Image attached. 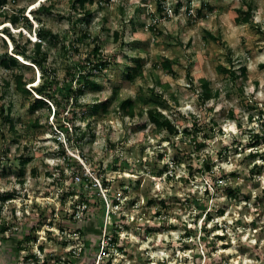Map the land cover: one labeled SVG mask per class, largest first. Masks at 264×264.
<instances>
[{"label": "rangeland", "instance_id": "1", "mask_svg": "<svg viewBox=\"0 0 264 264\" xmlns=\"http://www.w3.org/2000/svg\"><path fill=\"white\" fill-rule=\"evenodd\" d=\"M76 1L0 0V59L4 27L29 55L42 28L48 82L77 95L30 112L39 65L0 64V264H264V0Z\"/></svg>", "mask_w": 264, "mask_h": 264}, {"label": "trees", "instance_id": "2", "mask_svg": "<svg viewBox=\"0 0 264 264\" xmlns=\"http://www.w3.org/2000/svg\"><path fill=\"white\" fill-rule=\"evenodd\" d=\"M86 1H88V0H77L76 3H78L79 8L84 10ZM74 4H75V2L72 3V7H75ZM179 5H178V7H179ZM51 8H52V4L51 3L49 5L41 4V5L38 6L36 11H38L39 13L40 12L49 13L51 11ZM197 14H200V10L197 11ZM21 17H22V19H25V21H26V25L25 26L30 27L31 26L30 21L27 19L26 16H23V11H21ZM9 20H10V23L12 25L16 26L19 23L20 18H17L15 16H11L9 18ZM4 31H5V33H3V34H5L7 37H9L14 42L15 45H14V53L12 55H8V54L4 55L0 59V64L3 67H5V68H10L12 66H15V65L19 64V62L17 60V56L18 57L21 56L23 58L25 57L27 59H31L32 60L31 63L39 65V68H40V70L42 72V76L46 79L36 89H34L33 92H35V96L31 99V102L29 103V106H28V110L30 112H33V111H36L37 109H42L44 107H47V109H49L48 108L49 107L48 104H50L51 102L55 103L57 105V107H60V105H61L60 103L61 102L57 98L58 97H63L62 92L64 93V96L66 98V99L64 98L66 103H68V101H69L68 100L69 96H67V95H73V99L74 100L73 99L71 100V98H70V100L72 101V105H75L76 102H77L76 101L77 95L75 93L73 94L74 88L70 87V84L69 85H65V87H66L65 90H66L67 94H65V91L62 88H59L60 86L53 89L52 88V81L48 82V80H47V76L46 75H48V74L46 73V69H44L41 66L40 56H44V54L42 53V50H41L42 39L45 36H47V33L42 28H38L37 33H35V36L39 37L40 40L39 41L36 40V41L33 42V55H29V54H27L25 46L24 45H20V43H18L17 41L14 40L13 35L11 34V32L8 30L7 27H4ZM18 35L20 36L21 34L19 33ZM27 41H29V39H27ZM98 51H99V49L95 46L94 47V52L92 54V56L94 58L98 55ZM93 61L94 60H92L91 62H89L87 64L88 67H89V70L87 72H84V73L80 72V75H79V78L77 80V83L79 84V90L81 92H83V89H97L99 87L98 86L99 84L95 80L92 79L93 74L91 72V69L98 68V70H100L102 64L101 63L100 64H98V63L94 64ZM25 66H27V65H25ZM164 67L165 68H169V64L168 63L164 64ZM130 77H132V75ZM52 78L54 80V77H52ZM14 80H15L16 86H20L22 84L23 85L25 84V83L22 82V80H23L22 74L15 75L14 76ZM80 84H81V86H80ZM203 89H204V93H208L209 89L207 88L206 84L203 85ZM26 92L29 93L28 91H26ZM215 93L217 94L218 92L216 91ZM125 105L126 106H132L133 103H132V101L130 99H127V100H125V101H123L121 103V107L124 108ZM0 110L2 112L3 111V107H1ZM7 111L9 112L10 109H7ZM126 113H128L129 115H132V111L126 112ZM54 115H56L55 111L53 112V117H54ZM146 115H147V118H148L149 121L154 123V125L159 127V128H164L165 130H167V132H169L170 135H176L178 133V129L175 127V125H173L171 123V120L169 118H167L163 113H161L160 110H158L156 108L148 109V110H146ZM7 120H9V118ZM13 126L14 125L10 121L9 122V128L13 130ZM57 127L59 129H65V127L62 124L61 125L60 124L57 125ZM191 127L193 128V129H191V130H193L192 132L198 131L196 123H191ZM261 136H263V133L259 134V132H256V133L251 134V138L252 139H256V140L259 139ZM193 142L195 143L194 139H193ZM253 153L254 152H251V155L255 156V154H253ZM64 160H66V159H64ZM24 163H25V160H22L21 164L24 165ZM61 173H62L61 174V176H62L63 172H61ZM231 195L232 194H230V196ZM9 196H10V194H4L3 196H1V199H3V200L7 199ZM84 200L87 201L86 199H84ZM113 202H114V199H113ZM7 228H4V229H7ZM51 235H54V234L51 233ZM28 237L29 236H25V240H28L29 239ZM21 243L22 242H20V245H21ZM61 244H62V246H64L65 242H62Z\"/></svg>", "mask_w": 264, "mask_h": 264}, {"label": "clouds", "instance_id": "3", "mask_svg": "<svg viewBox=\"0 0 264 264\" xmlns=\"http://www.w3.org/2000/svg\"><path fill=\"white\" fill-rule=\"evenodd\" d=\"M10 29L13 31V29H12V27H11V26H10ZM20 32H21V33L23 32V33H24V35H26L28 38H30V39H31V37H30V34H29V33H27V32H24V31H18L17 33L19 34ZM4 36L6 37V35H4ZM6 38H8V37H6ZM34 41H36V40H33V42H34ZM17 57H18V56H17ZM18 58H19V57H18ZM22 63H23V62H22ZM25 63H26V62H25ZM25 63H24V64H25ZM27 64H28V63H27Z\"/></svg>", "mask_w": 264, "mask_h": 264}, {"label": "built area", "instance_id": "4", "mask_svg": "<svg viewBox=\"0 0 264 264\" xmlns=\"http://www.w3.org/2000/svg\"><path fill=\"white\" fill-rule=\"evenodd\" d=\"M75 173V174H74ZM72 175L75 178L76 181H78L80 178L76 172H74ZM84 206V205H83ZM36 257V256H35ZM38 262V261H37Z\"/></svg>", "mask_w": 264, "mask_h": 264}]
</instances>
